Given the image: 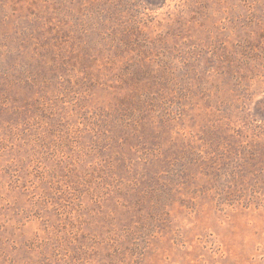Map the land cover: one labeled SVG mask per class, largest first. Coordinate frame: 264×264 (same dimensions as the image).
<instances>
[{"label": "rangeland", "instance_id": "374dc122", "mask_svg": "<svg viewBox=\"0 0 264 264\" xmlns=\"http://www.w3.org/2000/svg\"><path fill=\"white\" fill-rule=\"evenodd\" d=\"M0 264H264V0H0Z\"/></svg>", "mask_w": 264, "mask_h": 264}, {"label": "trees", "instance_id": "16d2710c", "mask_svg": "<svg viewBox=\"0 0 264 264\" xmlns=\"http://www.w3.org/2000/svg\"><path fill=\"white\" fill-rule=\"evenodd\" d=\"M216 162H217L216 160L211 159V163H212V164H209L210 167L213 168V165L217 164Z\"/></svg>", "mask_w": 264, "mask_h": 264}]
</instances>
